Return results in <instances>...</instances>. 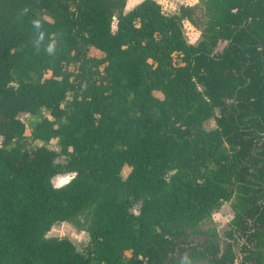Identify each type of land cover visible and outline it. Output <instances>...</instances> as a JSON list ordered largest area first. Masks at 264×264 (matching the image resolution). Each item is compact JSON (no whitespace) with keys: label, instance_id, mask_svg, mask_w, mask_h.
<instances>
[{"label":"trees","instance_id":"trees-1","mask_svg":"<svg viewBox=\"0 0 264 264\" xmlns=\"http://www.w3.org/2000/svg\"><path fill=\"white\" fill-rule=\"evenodd\" d=\"M199 2L200 23L157 0H0V264H236L230 244L187 242L235 186L264 231V0ZM42 109L35 136L59 151L19 147ZM90 208L86 253L46 236Z\"/></svg>","mask_w":264,"mask_h":264},{"label":"rangeland","instance_id":"rangeland-1","mask_svg":"<svg viewBox=\"0 0 264 264\" xmlns=\"http://www.w3.org/2000/svg\"><path fill=\"white\" fill-rule=\"evenodd\" d=\"M136 1V0H135ZM159 1V0H157ZM166 13H174L179 6L196 5L198 22H203L204 7L199 0H160L159 1ZM134 1L129 2V6H133ZM183 29L187 40L190 43H196L201 38V29L198 25L184 20ZM223 46L220 44L219 49ZM98 52L92 49L91 54ZM47 114V110L42 109L37 114L22 113L20 117L26 125L24 137L19 141V147L22 149H30L35 146L45 145L49 148L60 150L59 139L51 141H44L35 136L36 125L42 120V117ZM205 126L212 128L216 126L214 118H210ZM1 139V137H0ZM17 142L8 145V148L15 146ZM263 145V144H262ZM261 146L256 147L254 152L258 156L259 168L262 172L257 176H253L252 180L255 188L259 189L257 192V203L264 199V161L263 155L260 154ZM58 160L65 162L64 158L60 156ZM140 203H135L132 207L134 212H138ZM254 204L248 202L246 197L242 194V190L235 186L231 198L224 201L222 205L216 209L211 216L201 221L193 230L189 232L187 242H201L206 238H215L219 241L222 249L230 244L234 255L236 264H246L244 258L252 256V264H264V231L259 228L260 233H256V228L252 227L253 220L251 212ZM92 209H86L80 212L72 220L56 222L47 231V237H61L69 238L76 248L86 253L90 244L89 227L91 225ZM178 257V256H177ZM248 263V262H247ZM173 264H210L202 259H195L192 257L181 258L174 261ZM250 264V263H249Z\"/></svg>","mask_w":264,"mask_h":264},{"label":"water","instance_id":"water-1","mask_svg":"<svg viewBox=\"0 0 264 264\" xmlns=\"http://www.w3.org/2000/svg\"><path fill=\"white\" fill-rule=\"evenodd\" d=\"M77 176H78V171L76 170L59 172L51 177V183L53 187L61 188L69 184Z\"/></svg>","mask_w":264,"mask_h":264},{"label":"crops","instance_id":"crops-1","mask_svg":"<svg viewBox=\"0 0 264 264\" xmlns=\"http://www.w3.org/2000/svg\"><path fill=\"white\" fill-rule=\"evenodd\" d=\"M131 0H128V4H127V8L129 9V8H131V7H133L134 5H136L138 2H140L141 0H132V1H134L135 3L134 4H132L133 6H129V2H130ZM160 1V0H159Z\"/></svg>","mask_w":264,"mask_h":264},{"label":"clouds","instance_id":"clouds-1","mask_svg":"<svg viewBox=\"0 0 264 264\" xmlns=\"http://www.w3.org/2000/svg\"><path fill=\"white\" fill-rule=\"evenodd\" d=\"M48 51L49 52H52L53 51V47L51 45H49Z\"/></svg>","mask_w":264,"mask_h":264}]
</instances>
